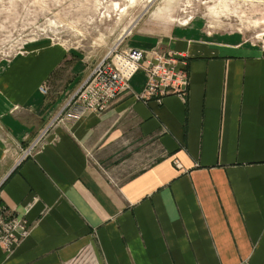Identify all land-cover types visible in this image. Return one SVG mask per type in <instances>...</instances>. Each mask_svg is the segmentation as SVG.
Returning <instances> with one entry per match:
<instances>
[{"label":"crops","instance_id":"1","mask_svg":"<svg viewBox=\"0 0 264 264\" xmlns=\"http://www.w3.org/2000/svg\"><path fill=\"white\" fill-rule=\"evenodd\" d=\"M246 37L135 34L130 47L187 56L186 92L138 99L140 68L109 108L44 134L93 66L40 45L4 67L0 206L18 223L11 243L0 233V264L86 249L97 264H264V43Z\"/></svg>","mask_w":264,"mask_h":264},{"label":"rangeland","instance_id":"2","mask_svg":"<svg viewBox=\"0 0 264 264\" xmlns=\"http://www.w3.org/2000/svg\"><path fill=\"white\" fill-rule=\"evenodd\" d=\"M187 26L264 43V0H0V71L40 45L60 46L94 66L118 43L130 47L135 34L160 39ZM66 264L97 261L86 249Z\"/></svg>","mask_w":264,"mask_h":264},{"label":"built area","instance_id":"3","mask_svg":"<svg viewBox=\"0 0 264 264\" xmlns=\"http://www.w3.org/2000/svg\"><path fill=\"white\" fill-rule=\"evenodd\" d=\"M118 43L97 62L79 87L77 92L66 102L43 134L56 122L78 119L89 113H99L109 108L120 96L131 91L130 80L140 68L144 71L146 82L138 99L155 98L160 102L166 95L186 92L189 85L187 56L183 53L161 52L150 53L136 47H121ZM40 90L47 92L45 87ZM42 134V135H43ZM38 139L29 148L21 150L19 162L31 155ZM7 209L0 206V233L6 236L8 244L17 237L12 234L14 219L5 220ZM21 233L24 227L20 225Z\"/></svg>","mask_w":264,"mask_h":264},{"label":"bare ground","instance_id":"4","mask_svg":"<svg viewBox=\"0 0 264 264\" xmlns=\"http://www.w3.org/2000/svg\"><path fill=\"white\" fill-rule=\"evenodd\" d=\"M41 87H44V86H41ZM41 87H40V88H41Z\"/></svg>","mask_w":264,"mask_h":264}]
</instances>
